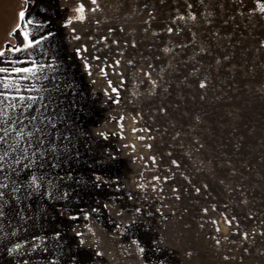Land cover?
<instances>
[{
  "label": "rangeland",
  "instance_id": "rangeland-1",
  "mask_svg": "<svg viewBox=\"0 0 264 264\" xmlns=\"http://www.w3.org/2000/svg\"><path fill=\"white\" fill-rule=\"evenodd\" d=\"M79 3L82 21L74 19ZM97 4L0 0V67L9 69L0 72V92L9 93L0 109L19 104L9 115H28L35 105L24 109L27 100L18 97L58 84L74 137L60 167L42 170L58 185L52 197L43 187L31 197L22 188L10 203L19 215L0 219V264H68L81 239L85 251L102 253L92 264H156L157 247L168 264H264V12L257 0ZM25 31L30 40L54 37L25 47ZM34 63L41 66L34 72L12 71ZM6 77L14 87L4 88ZM53 239L59 247L39 251ZM16 242L22 257L5 251ZM33 244L37 250L27 251Z\"/></svg>",
  "mask_w": 264,
  "mask_h": 264
},
{
  "label": "snow or ice",
  "instance_id": "snow-or-ice-1",
  "mask_svg": "<svg viewBox=\"0 0 264 264\" xmlns=\"http://www.w3.org/2000/svg\"><path fill=\"white\" fill-rule=\"evenodd\" d=\"M91 5L99 7L97 0H90ZM191 7V5H189ZM257 7H259L261 12H264V4L260 3V0H257ZM96 8L91 10L95 11ZM75 12L78 14L74 19L84 20L85 16V5L79 3ZM19 19L23 20L25 18V13L21 10L18 14ZM32 21H29V24H32ZM37 26L41 25L40 21H37ZM65 26L71 23V19L66 20ZM20 27L19 24L16 25V29ZM168 31H172L171 28ZM25 47H31L33 43L39 44L41 40H46L49 36L54 37V34L49 31L47 35H41L38 40H30L29 33L25 31L23 33ZM18 51V49H16ZM79 49H77V52ZM2 54V53H0ZM37 67L35 63L31 68H13L14 72H34ZM52 67V65H49ZM87 67V66H86ZM9 69L0 67V72H7ZM37 79H49L47 76L37 77ZM4 88L14 87L13 83L10 82L9 78H5ZM204 85L201 84V87ZM66 88H70L71 85H65ZM34 89H29L33 91ZM19 91V89H17ZM37 95L34 96H19L20 100H27V103L23 104L24 109H33L35 105L34 112H29L28 115H25L24 112H21L19 115H16L13 111L12 115H9L8 109L12 108L13 110L17 107H20L19 104H6L3 109H0V219H11L14 215H19L16 209L10 206L11 202L18 203L20 197L16 195L25 189L27 196L31 197L34 192L39 193L40 189L45 188L43 195H47L50 198L52 197L51 189H56L58 185L53 183V180L49 178L48 172L42 171L45 168L49 171L54 170L60 167L61 161L60 156L67 158L68 150L72 144L73 132L72 128L65 123L66 113L59 101V96L62 94L63 89L55 83H52L49 88L36 89ZM0 96L3 97V100L8 99V92H0ZM3 103V101H0ZM26 122V123H25ZM58 125H64L63 127H58ZM101 136L104 133H100ZM27 144V147L24 145ZM111 158V157H110ZM27 161L23 163L22 168L20 165L22 161ZM175 163V161H173ZM27 169L29 170L24 175H21V172ZM39 170V174L37 171ZM97 180H101V177H96ZM11 185V188H10ZM31 189L32 191H27ZM199 191V189H197ZM66 195V194H65ZM59 198H64L63 196ZM108 207V205H104ZM136 213H140V208H135ZM207 211V209H205ZM138 219V218H137ZM228 224H231V220L225 221ZM129 223L135 225L136 220H129ZM215 223V221H213ZM119 226V225H118ZM219 230V229H217ZM11 235L15 236L16 233L13 232ZM56 236H59V232H55ZM77 236H80L81 233L76 232ZM246 235V234H245ZM33 239H38L33 237ZM39 239H43L40 237ZM27 242V241H25ZM136 241H133V244H136ZM85 241L81 239L78 243V251L75 255L69 257L68 264H92V255L101 256L102 253L99 251L90 254L84 250ZM59 245L56 243L55 239L51 245L39 248L40 252H49L50 248H57ZM37 250V245L33 244L27 251ZM5 251L9 256L16 254L18 256H23L25 249L23 248L22 243L16 242L13 243L11 247L5 246ZM141 253H144V248H139ZM157 252L160 255L156 256V264H168L167 259L164 257L163 252L157 247ZM47 259V257H44ZM18 264L20 262L18 261ZM22 264H29L28 260H24Z\"/></svg>",
  "mask_w": 264,
  "mask_h": 264
}]
</instances>
